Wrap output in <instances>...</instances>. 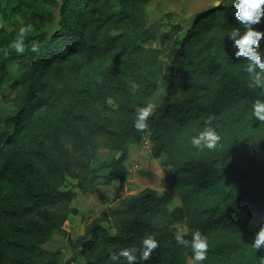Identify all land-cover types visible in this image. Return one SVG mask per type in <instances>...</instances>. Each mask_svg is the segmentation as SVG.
<instances>
[{
    "label": "trees",
    "instance_id": "obj_1",
    "mask_svg": "<svg viewBox=\"0 0 264 264\" xmlns=\"http://www.w3.org/2000/svg\"><path fill=\"white\" fill-rule=\"evenodd\" d=\"M39 4L40 0H11L8 6L14 15L28 21L32 16L44 18ZM107 6L108 0H64L55 34L28 35L23 55H17L14 49L9 50L7 58L0 55V88L8 84L18 92L16 119L23 121L43 101L40 91L48 84L45 77L51 66L65 60L71 49L88 52L92 59L97 56L94 47L101 56L106 50L118 48L101 80L94 78L101 66L89 70L69 97L45 114L48 118L32 134L16 145L11 146V139L4 144L3 150H10L0 164V264H60V250L50 251L45 245L57 231L62 232L70 216L80 214L72 207L74 190H91L100 179L99 172L108 170L107 181L119 178L124 191L129 176L125 165L129 142L141 144L144 135L150 134L152 155L160 159L168 150L167 130L182 125L203 126L209 115L215 116L216 125H226L223 117L228 107L235 103L251 107L255 99L262 98L259 89L249 87L248 78L239 69L243 61L233 56L235 49L227 38L233 28L239 27L232 2L196 17L186 37L175 49L165 52L144 46L156 40L144 29L123 37L119 46L116 38L111 39L109 48L89 44L83 32L85 24L73 25L70 20H91L95 30L90 33L99 42L102 26L96 18L108 20ZM253 27L264 31V18ZM16 34L4 35L0 47H6ZM32 40L40 43L38 53L30 51ZM163 54L167 66L160 59ZM14 66L18 70L12 77ZM164 71L169 86L163 101L148 118V129L138 132L134 128L136 109L143 104L137 99L149 97ZM128 80L139 85L138 94L131 92ZM14 118L0 109V130L14 123ZM103 149L118 151L121 156L110 164L102 162L98 152ZM97 163L98 169L94 168ZM250 169H264V140L238 144L212 164L175 167L167 180L168 190L192 186L196 191H217L219 200L207 211L208 222L205 217L198 219V227L208 228L211 223L254 237L264 222V204L254 202L264 181L258 173L251 175ZM171 200L169 194L158 198L150 189L126 197L109 210L110 228L95 221L76 242L68 237L70 248L81 251L86 264H115L109 259L110 253L121 248L138 249L142 238L151 234L159 247L146 264H184L174 240L161 233L155 222ZM165 244H171V248L167 250ZM228 264H264V257L253 254Z\"/></svg>",
    "mask_w": 264,
    "mask_h": 264
},
{
    "label": "rangeland",
    "instance_id": "obj_2",
    "mask_svg": "<svg viewBox=\"0 0 264 264\" xmlns=\"http://www.w3.org/2000/svg\"><path fill=\"white\" fill-rule=\"evenodd\" d=\"M10 1L0 0L2 6L0 10V42L4 35L17 33L18 28L28 22L33 26V31L29 35L47 34L51 36L59 29L64 0H40L39 7L44 11V18L38 19L37 16H32L28 18V21L11 12L8 6ZM217 2L222 5L231 3L232 0H108V6L105 7V12L107 10L109 13L106 16L108 20L103 21V16L96 18V21L99 20L98 24L102 26L98 35L103 37L99 42L90 33L95 30V25L91 20L72 18L70 22L73 25L85 24L83 32L89 40V44H102L104 48L110 47L108 44L113 38L119 39V46L123 37L131 33H140L144 29L156 38L155 41H150L144 46L148 45L146 47L148 49L165 52V50L175 49L176 45L188 34L196 17L216 8L214 5ZM109 15H111L110 18ZM153 44L156 46L153 47ZM73 49L69 51L65 60L56 61L51 66L49 75L45 77L48 84L45 89L40 91L43 101L37 103L35 109L25 120L16 119L18 92L13 91L8 84L0 88V109L9 117H15L14 123L11 122L0 130L1 165L10 150L8 147L3 150V146L8 140L11 139V146H13L32 134L36 127L48 118L45 114L50 113L51 110L54 111L62 100L67 99L72 89L81 84V79L89 70L92 71V69L101 66L98 69V74L93 75L96 80H101L103 72L108 68L118 51V48H111L101 56L94 47V53L97 54H93L97 56L90 59L88 52H83L79 48L77 51ZM160 59L164 61V66H167V56L163 54ZM243 66L239 69L242 70ZM17 70V66L10 70L12 77L15 76ZM167 80L168 73L166 71L159 74L156 79V87L149 97L145 100L137 99V101L143 106L153 103L157 109L163 101L165 89L169 86ZM128 84L134 95L139 93V85L132 80H128ZM110 108H112L111 104ZM223 118L227 124L218 125L222 139L215 150L197 151L192 148L191 137L202 130V126L196 125H182L179 129L167 130L165 137L168 150L160 159H155L152 155L153 143L150 140V134L144 135L141 144L129 142L126 148L128 158L125 162L129 176L124 191L120 188L119 178H116L112 183L107 181L108 170L99 172L100 179L91 190L87 191L88 193L75 189L74 192L79 196L77 202L73 201L72 207L77 204L83 213L76 217L77 223L75 220L73 225H64L62 232L57 231L45 248L53 249L52 245L60 248V264H78L76 256L72 258L73 251H70L72 248L68 243V237L76 242L85 235L87 227L95 221H101L105 227L110 228L109 210L112 207L117 206L126 197L136 196L144 190L150 189L157 193L158 198L166 193L172 197V200L167 203L165 211L155 220L158 229L161 233H166L168 239L174 240V233L178 228L184 229L188 239H191V233L196 229L208 237V259L204 264H228L253 254L264 257V251L256 253L250 247L254 237L235 234L223 230L219 225L213 226L211 223H208V228L206 226L204 229L198 227L197 220L204 217L207 220L209 217L207 211L219 200L217 191H196L192 186H183L174 191L168 190L167 180L175 167L183 168L184 165L190 163L212 164L226 157L230 150L238 144L247 140H264V124L259 125V122L252 117L251 107L235 103L225 110ZM24 122L25 124H23ZM98 155L102 162L110 164L118 160L121 153L112 149H103L98 152ZM99 167L100 164H94V168L98 169ZM249 173L251 175L258 173L264 181V169L262 171L250 169ZM254 202L264 204V184L256 193ZM164 247L169 250L171 244H165ZM174 248L179 251L184 264H193L190 248L176 245L175 240Z\"/></svg>",
    "mask_w": 264,
    "mask_h": 264
},
{
    "label": "clouds",
    "instance_id": "obj_3",
    "mask_svg": "<svg viewBox=\"0 0 264 264\" xmlns=\"http://www.w3.org/2000/svg\"><path fill=\"white\" fill-rule=\"evenodd\" d=\"M215 7H221L217 2ZM234 18L239 27H235L228 34L227 38L232 42L235 49L233 56L243 61L242 71L248 78L249 87L259 89L262 98L255 99L251 104V115L264 124V51L261 50V42L264 41V31L257 30L253 26L260 25L264 18V0H232ZM242 26V29H241ZM33 31L31 24H22L15 38L6 46L0 47V55L7 58L10 49H14L17 55H23L28 48L27 37ZM30 51L38 53L40 51L39 41L30 42ZM153 47L156 45L153 44ZM148 47V45H145ZM111 103V101H110ZM156 105L149 103L136 109L134 128L138 132L148 129V118L153 115ZM214 115H209L202 126V130L191 137L190 143L197 151L215 150L222 136L218 131V125L214 123ZM176 245L191 249V259L193 264H204L208 259L209 240L199 229L192 231L191 239L186 238L183 228H178L174 233ZM159 247V241L154 235H146L142 238L140 247L121 248L117 252L109 254V259L115 264H146L152 253ZM256 253L264 251V222H262L255 233L250 245Z\"/></svg>",
    "mask_w": 264,
    "mask_h": 264
},
{
    "label": "crops",
    "instance_id": "obj_4",
    "mask_svg": "<svg viewBox=\"0 0 264 264\" xmlns=\"http://www.w3.org/2000/svg\"><path fill=\"white\" fill-rule=\"evenodd\" d=\"M84 193V192H83ZM86 193H88V192H86ZM78 196H79V194H77L76 193V199L74 200V202H77V199H78ZM74 208H76L80 213H83V210L81 209V208H79L78 207V205L76 204V205H74L73 206ZM76 217H78V216H70V218L68 219V221L66 222V224L65 225H73L74 224V222H75V220H76V223H77V219H76ZM83 220V219H82ZM52 248L53 249H49L50 251H57V250H60V248H56V247H54L53 245H52ZM71 252L73 251V253H72V258H73V256H76V262L78 263V264H86V262H85V260L82 258V256H81V251H77V250H70Z\"/></svg>",
    "mask_w": 264,
    "mask_h": 264
}]
</instances>
